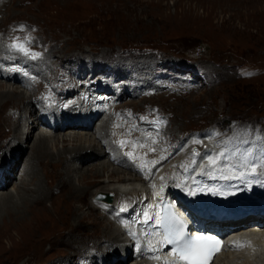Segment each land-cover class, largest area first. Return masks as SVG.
Instances as JSON below:
<instances>
[{"label": "rangeland", "instance_id": "374dc122", "mask_svg": "<svg viewBox=\"0 0 264 264\" xmlns=\"http://www.w3.org/2000/svg\"><path fill=\"white\" fill-rule=\"evenodd\" d=\"M34 1L7 0L5 8L0 4V49L14 48L11 52L20 56L24 65L37 62L34 56L44 53L45 58L52 56L62 62L59 78L69 76L70 62L77 65L82 60L87 68L84 80L94 77L91 64L111 71L119 65L130 71L132 66L130 74L135 78L134 86H138L136 97L132 96L133 89H128L129 98L114 97L109 101L112 106H126L113 111L110 117L132 115L138 131L147 130L150 139L160 141L164 137L162 143L171 141L166 137L174 139L169 147L182 142L184 149H189L191 142L185 139L195 138L207 128L213 129L220 141L238 137L245 146H264V0ZM22 40L27 41L28 48ZM121 72L126 71L121 69L116 75L112 72L111 77L120 82L124 80ZM59 82L64 83L62 79ZM0 84L16 87L1 80ZM99 91L96 96L103 92ZM2 100L0 153L5 146L1 143L9 139L1 112L8 114L12 104L18 102L15 97ZM163 131H168L164 132L166 137ZM176 139L178 144H174ZM157 143L161 146V141ZM157 153L161 156L163 147ZM220 153L218 148L214 159ZM188 155L189 162H193ZM222 160L228 162L226 156ZM86 166L83 168H92L91 164ZM36 167L56 213L46 218L41 235L23 230L16 236L11 230V241L2 238L0 264H88L85 257L97 256L100 250L101 244L94 239L103 236V219L93 210L91 193L85 194L81 203L72 201L60 177V164L51 168L55 177L52 173L46 177L40 166ZM29 176L22 174L19 182L8 184L4 191L9 192L15 185L22 190L23 183L30 182ZM45 205L50 208L49 201ZM82 214L76 222L73 217ZM31 237L36 240L30 241ZM113 262L120 263L119 257ZM129 263L124 260L122 264Z\"/></svg>", "mask_w": 264, "mask_h": 264}, {"label": "bare ground", "instance_id": "6f19581e", "mask_svg": "<svg viewBox=\"0 0 264 264\" xmlns=\"http://www.w3.org/2000/svg\"><path fill=\"white\" fill-rule=\"evenodd\" d=\"M0 4L3 8L9 5L7 0H0ZM24 44L28 48L27 41H24ZM9 48L11 51L15 50L12 47ZM11 51L0 49V80L16 86L0 84V104L4 102L2 98L12 100L15 97L18 100L17 104H12L11 112L8 114L1 112L6 127L5 134L9 139L6 143H1L5 146L0 153V158H4L0 159V221L2 222V225L0 224V244L2 238L6 241L12 240V237L9 236L11 230H15L16 236H19L18 232L23 230L26 231V234L29 231H34L35 235L36 232H39L38 235L42 234L40 232H43L41 229L46 227H44L46 218L51 217L50 214L53 215L56 210L52 206L53 200L47 195L43 184H41L36 165L40 166L43 174L47 177L52 173L51 168L60 164L62 167L60 177L64 180L69 199L81 203L84 200V195L91 193L90 199H93L92 201L95 203L93 210L98 214L97 216L100 214L103 219L101 225L103 236L94 239L95 242L101 244L100 250H97V256L85 257L88 264H122L124 258L126 261L129 260V264H170L167 254L164 253L163 248H159L155 244V241H151V243L149 241L148 244L141 242L143 239H139L138 248L147 254L145 256L142 252L139 256L133 257L132 252L129 251V240L122 238V230L118 228L116 219L110 215L115 210L125 209L128 200L132 203L137 198H142L144 187L137 185V182L142 185L146 184L143 180L148 177L147 175L165 163L164 158L158 155L157 151H162L163 147V154H166L170 148L169 144L174 140L166 137L165 133L169 131L167 128L168 131H163V136L171 141L164 140L163 143L165 141L167 143L164 147L162 140L165 138H160L161 146H158L157 142L160 141H156L157 138L150 139V133L147 130L138 131L137 122L132 115L130 117L127 115L117 116L116 119L110 117L113 111H120L126 106H112L109 101L114 97L117 99L128 97L130 94L128 89H133L132 96L136 97L138 86H134L135 78L130 74L133 73V67L131 66L128 71L126 66L119 65L111 71L104 66L91 64V72L94 77L84 80L83 75L87 69L86 62L80 60L77 65H71L70 62L69 76L63 74L58 78L63 71L59 69L62 62L57 58L54 60L51 58L52 56L45 58L44 53L36 54L34 58L37 62L24 65L20 56L18 57ZM121 69L126 71L121 72L124 80L117 82L115 77L110 78L112 72L116 75ZM105 70L111 71V73H104ZM52 71H55L54 76ZM5 74H8L6 78H4ZM97 74L108 76L110 79L108 78L107 81L100 79L101 77H98ZM18 75H20L19 80L17 79ZM60 79L63 80V84L58 83ZM141 86L150 85L142 83ZM80 87L87 91L77 92L76 90ZM99 90H103V92L96 96L95 94ZM40 108H47L54 114L52 122L47 120L45 123L35 115ZM88 121H91L92 125L87 124ZM55 133L58 134L55 135ZM75 133L81 134L76 135ZM201 141L191 143L200 147L201 150L208 151L207 143ZM175 143L178 144L177 139ZM60 145L61 148H59ZM186 149L161 168L155 179L170 184L174 179L177 181L185 178L189 172L185 167L191 169L194 164V161L189 162ZM249 149L252 150L251 145ZM201 150L197 155L195 154L199 162L203 159L208 160L209 156H200ZM212 150L215 152L209 160L217 161L214 159L217 149L212 147ZM259 150L264 151V148ZM22 155L25 157L20 164ZM219 163H221V167L227 165V170L225 168L224 170L228 171L229 175L233 174L234 170H228L227 161L221 160ZM89 164L92 166L91 169L83 168ZM204 169L206 167L203 168V172L208 171ZM89 170L92 174L87 175ZM220 170L221 168L215 169L213 172L218 176ZM22 174H28L31 177L28 184L23 183V191L15 185L12 186V190L5 192L8 184L19 182ZM175 174H177V178L174 177ZM51 175L56 176L55 173ZM250 177H252V173L249 174ZM202 179L200 178V182L194 185L198 188L212 185L209 181ZM246 179L247 177L243 174L241 179H235L233 182L244 183ZM238 186L244 187L241 184ZM239 195H242V191L234 189L224 193L223 197L241 198ZM98 196L104 198H97ZM46 201H49L50 208L46 207ZM77 207L79 208V206ZM82 216L83 214L73 218L78 222L83 218ZM125 227L128 229L125 234L133 235V231L129 227ZM237 235L244 244L242 249L237 253H221L216 257L214 264H264V228H257L253 225L240 231ZM135 236L139 237V234L136 232ZM32 238L34 237L29 240H33ZM34 240L36 239L34 238ZM149 246L153 247L150 254ZM12 249L13 247L9 248L11 251ZM111 253L112 255H110ZM116 257H119L120 263H112Z\"/></svg>", "mask_w": 264, "mask_h": 264}, {"label": "snow or ice", "instance_id": "6c2138e0", "mask_svg": "<svg viewBox=\"0 0 264 264\" xmlns=\"http://www.w3.org/2000/svg\"><path fill=\"white\" fill-rule=\"evenodd\" d=\"M13 47H21L16 44ZM251 75V74H248ZM175 227L165 226L166 240L174 245L173 252L181 257L184 264H208L214 248L219 241L211 236H186L181 221H175Z\"/></svg>", "mask_w": 264, "mask_h": 264}, {"label": "water", "instance_id": "95a60500", "mask_svg": "<svg viewBox=\"0 0 264 264\" xmlns=\"http://www.w3.org/2000/svg\"><path fill=\"white\" fill-rule=\"evenodd\" d=\"M97 198H104L103 196H98Z\"/></svg>", "mask_w": 264, "mask_h": 264}]
</instances>
